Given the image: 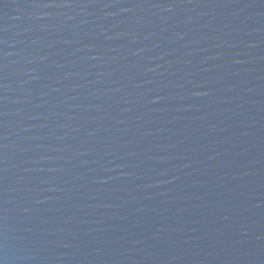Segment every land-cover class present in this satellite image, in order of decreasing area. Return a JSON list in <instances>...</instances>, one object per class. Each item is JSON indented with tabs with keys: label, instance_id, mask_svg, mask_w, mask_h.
<instances>
[{
	"label": "water",
	"instance_id": "water-1",
	"mask_svg": "<svg viewBox=\"0 0 264 264\" xmlns=\"http://www.w3.org/2000/svg\"><path fill=\"white\" fill-rule=\"evenodd\" d=\"M0 264H264V0H0Z\"/></svg>",
	"mask_w": 264,
	"mask_h": 264
}]
</instances>
